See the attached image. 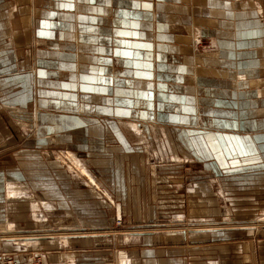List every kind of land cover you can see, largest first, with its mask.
<instances>
[{
  "label": "crops",
  "instance_id": "obj_1",
  "mask_svg": "<svg viewBox=\"0 0 264 264\" xmlns=\"http://www.w3.org/2000/svg\"><path fill=\"white\" fill-rule=\"evenodd\" d=\"M0 72L6 73L0 75L2 107L33 115L37 104L44 127L34 134L22 126L35 149L22 150L26 155L15 164L0 162V226L6 225V233H38L37 224L49 213H74L66 204L88 217L84 226L78 221L65 230L55 227L53 237H0V264L4 256L24 259L30 251L47 264H112L113 246L126 253L120 264H264V206L239 224L234 201L229 198L227 208L217 189V206L226 211L210 235L154 226L118 232L99 205L95 210L108 221L94 220L85 195L97 202L91 193L96 189L86 177L66 172L63 162H70L71 151L92 173L89 159L104 168L124 153V145L109 143L108 137L119 142L125 137L123 129L104 121L114 124L127 113L137 118L150 110L149 116L161 121L197 120L201 129L181 135L197 132L211 156L177 158L213 173L210 184L221 179V168L229 169L234 184L248 185L259 176L264 184V0H0ZM15 80L23 92L17 99ZM170 102L191 109L156 110ZM197 104H203V115ZM127 105L134 109L128 112ZM134 132L153 140L147 123ZM45 156L59 164L52 174ZM11 180L22 186L14 198L6 196ZM79 180L86 185L81 193ZM32 199L50 206L35 211L28 208Z\"/></svg>",
  "mask_w": 264,
  "mask_h": 264
},
{
  "label": "rangeland",
  "instance_id": "obj_2",
  "mask_svg": "<svg viewBox=\"0 0 264 264\" xmlns=\"http://www.w3.org/2000/svg\"><path fill=\"white\" fill-rule=\"evenodd\" d=\"M3 74L6 73L0 72V75ZM18 83L15 80L16 99V95L23 93ZM33 91V87H31V94ZM156 101L157 103H165V99L161 98H158ZM162 104H159L158 108L156 107L157 111L166 110V113L178 112L179 114H183L184 110L191 109V107L183 105L181 102H170L166 106ZM128 105L127 109L130 112V109L134 108ZM202 105H196V109L199 110L201 115H203ZM2 106L0 104V162L10 161L15 164L25 157L26 152L23 154L22 150L35 149L36 146L32 142H28L32 136H27L29 132L22 131V126L26 125L27 127L34 128V121L38 120V123L36 121L37 126L40 125L38 129L44 132L43 120L39 119L37 104H35L33 115H14V113L7 112L8 110ZM153 108L150 107L151 111H153ZM149 112L150 110L145 116L139 117L137 115V118H130V113H127V117L120 121H115L114 124H111L110 121H104L114 129H118L119 127L124 130L125 137H120V142L117 137L113 136L107 139L109 143L115 145L121 143L124 145V153H122V156L114 155L110 163H104L106 168H101V164L89 159L90 162L88 164L91 170L96 176L101 178L112 197L108 198L106 194H101L99 191H96L98 189L91 186L96 189L95 193L93 191L91 193L97 202L92 198L90 199V194H86L85 196L88 197L89 201L92 200L90 207H93L95 210L99 205L100 209H104L107 213L106 217L110 219L108 223H111V226L114 224V228L118 232L135 230V226H141L139 230L147 231L146 229H151V226H154L163 231L186 230L187 228L196 232H207L210 235L216 231L215 228L220 226L219 223L222 222L220 217H223L224 211H226V208L219 209L217 206L218 198L216 191L217 189H221L223 198H225L222 200L223 205L229 208V198H232V201H234L236 206H232V211L237 213L236 216L239 224L252 217L253 213L255 214L253 217L257 216V212L264 206L262 201L264 199V184H262L260 176L258 178L255 177L254 183L248 185L244 183L234 184L229 179V169L221 168V173L218 177L221 179L218 180L217 184H210L209 179L215 177L213 173L199 171L197 168L192 167L190 163L178 162L177 158L186 155L194 157V155L197 154L199 156L202 153L206 157L211 156L205 151V147L199 144L200 141L196 140L198 137L197 132L187 133L191 129L198 127V130L201 129V126H197V120L161 121L154 118L153 114L150 117ZM135 123L141 130L142 128L144 129V124L147 123V127L150 126L153 130V140L147 138L145 135H138L134 132L136 130L133 126ZM200 123L206 126L203 120ZM185 130H187L186 135H181V133H185ZM4 131L10 134H2ZM184 136L188 137V144ZM210 146L211 148L214 147L212 144ZM84 157L81 156V158ZM200 158L204 160L202 156ZM45 160L46 168L51 174L55 170V167L58 170L59 164L56 161H53L48 156H45ZM62 173L65 174L64 172ZM257 173L260 175L261 169L254 171L255 176ZM241 181H244V179H241ZM77 184L76 190L81 193V188H84L86 185L81 180ZM20 206L22 208L23 205L20 204ZM65 207H69L74 213H62L64 214L62 217L58 215L53 216L52 213H49L46 217V222L41 221L37 224V227L35 226L38 233L20 235L12 234L11 231H8L7 234L6 231L9 229L5 225L0 226L3 230V232H0V234H3L0 237L16 241L20 240V238L22 239L21 236H25L28 237L26 238L27 240H36L41 238V236L53 237L55 235V227L56 230L61 228L65 230L67 227H75L74 224L78 221L81 226H84V221L88 217L80 215V213L75 211L77 208L75 205L72 208L69 204L68 206L66 204ZM96 210L93 213L94 220L101 218L107 223L108 220H106L105 215ZM179 214L186 216L179 217ZM257 225L261 227V224L257 223ZM205 228L207 230H203ZM210 228H214V230H209ZM111 251L112 264L122 263V256L120 255L123 253V247L118 248L113 246ZM33 253L30 251V255L27 258L20 259L21 262L30 261L36 259V257L42 258L41 254ZM6 258L8 257L4 256L2 264H4Z\"/></svg>",
  "mask_w": 264,
  "mask_h": 264
},
{
  "label": "bare ground",
  "instance_id": "obj_3",
  "mask_svg": "<svg viewBox=\"0 0 264 264\" xmlns=\"http://www.w3.org/2000/svg\"><path fill=\"white\" fill-rule=\"evenodd\" d=\"M10 111V110H9ZM17 111V110H16ZM21 112V111H20ZM12 114V113H11ZM27 114V113H26ZM18 116V115H17ZM134 128L138 129V125H136V123L133 125ZM27 130H34L33 132H41L40 129H38V126H35L34 128L31 127H25ZM38 129V130H37ZM35 136V135H34ZM144 147V146H143ZM45 148V147H44ZM42 152V151H41ZM44 154V153H43ZM42 154V155H43ZM47 155V154H46ZM49 155V154H48ZM68 156L70 159V162L63 160L64 164L66 165V172H69L71 174L76 176V177H86V181L89 184V186H92L98 190L101 194H106L108 196V198H112L110 193H108V190L106 189V187L103 185V183L100 181V179H98L90 170L89 168L86 166V164L80 159L78 158L73 152L69 151L68 152ZM52 157V156H51ZM56 160H59V157H54ZM188 157H181L180 159H186ZM184 162V161H182ZM187 162V161H186ZM190 163V162H189ZM196 163V162H194ZM197 165V164H196ZM213 178V177H212ZM22 186L18 181H7L6 184V196L8 195V198H14L18 193L21 192ZM106 198V197H105ZM28 204V208H30V206L32 207L33 210L38 211L42 209V206H50V203L48 201H44V200H28L27 201ZM56 205V203H55ZM113 206V205H112ZM114 207V206H113ZM5 208V207H4ZM227 214V212H226ZM36 215V214H35ZM209 215V214H208ZM228 215V214H227ZM226 215V216H227ZM37 217V216H35ZM228 217V216H227ZM208 218V217H207ZM215 218V217H214ZM221 218V217H220ZM260 219V218H259ZM230 220V219H228ZM191 221V220H190ZM233 221V220H232ZM195 222V221H194ZM197 222V221H196ZM221 223V222H220ZM229 223V222H228ZM261 223V222H260ZM196 224V223H195ZM200 225V224H199ZM199 230V229H198ZM203 230H207V228L203 229ZM209 230H214V228H210ZM202 232V231H201ZM208 234V233H207ZM125 252L122 253V257H121V262H124L126 255ZM20 260V259H17ZM129 259H127V263H128Z\"/></svg>",
  "mask_w": 264,
  "mask_h": 264
},
{
  "label": "built area",
  "instance_id": "obj_4",
  "mask_svg": "<svg viewBox=\"0 0 264 264\" xmlns=\"http://www.w3.org/2000/svg\"><path fill=\"white\" fill-rule=\"evenodd\" d=\"M4 264H47L44 259L41 257H36V259H32L30 261L17 260V258L8 257L5 259Z\"/></svg>",
  "mask_w": 264,
  "mask_h": 264
}]
</instances>
